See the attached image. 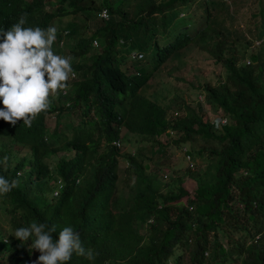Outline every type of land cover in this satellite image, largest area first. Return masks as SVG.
<instances>
[{
    "label": "trees",
    "instance_id": "trees-1",
    "mask_svg": "<svg viewBox=\"0 0 264 264\" xmlns=\"http://www.w3.org/2000/svg\"><path fill=\"white\" fill-rule=\"evenodd\" d=\"M250 1L254 0H133L131 12L142 13L145 20L100 23L94 33L102 30L107 32L103 37H111L109 44L98 37L105 43L99 53L90 47L95 35L86 37L80 29L74 33L73 24L71 35L69 23L54 17L60 14L55 6L45 8L44 0H28L27 11L24 3L26 23L31 24L25 27L45 28L58 20L55 43L61 41L66 48H56L60 55L71 57L79 73L69 80L65 99L71 112L50 96V108L36 118L39 128L26 140L35 165L20 179L15 178L16 163L12 166L10 160L16 153L13 144L28 135V127L23 122L9 127V122L1 125L0 120V136L5 138L0 140V164L3 157L7 161L6 167L0 166V175L19 181L12 192L0 196V212L7 214L10 226L15 230L36 221L55 225L57 234L65 226L73 227L83 245L98 255L89 261L73 254L67 264H264V0L250 13L251 25L242 28L233 23ZM71 4L76 7L75 0ZM109 6L126 14L121 2ZM188 6L189 11L179 15ZM136 28L141 33L135 34ZM62 29L68 32L62 35ZM118 35L129 42L124 47L130 50H143L148 40L152 42L151 54L131 84L108 75L118 71L120 58L114 56L112 45ZM255 40L258 43L253 44ZM189 43L206 50L221 70L215 83L202 74L187 81L188 88L203 94L209 113L199 100L185 99V90L179 88H172L170 107L156 101L167 88L164 69L178 66L170 64L171 57ZM150 79L160 89L147 91L145 82ZM59 115L64 117L61 131L71 134L60 145L54 141L61 126ZM216 116L224 120L214 125L211 118ZM120 124L126 134L119 138L133 145L125 154H135L122 177L102 166L103 171H95L103 176L99 190L92 192L90 180L83 178L86 194L66 186L58 196L51 195L46 179L51 169L43 157L54 153L55 169L71 170L65 151H85L83 143L88 140L116 136ZM169 128L177 130L169 139L187 156L189 165L183 169L169 165L172 149L163 137ZM45 130L48 136L43 135ZM196 156L202 161H193ZM24 162L28 153L17 166ZM163 167L167 180L155 173L162 176ZM186 181L193 187L186 189ZM116 182L126 195H115ZM130 196L137 211L121 217L116 206L125 209ZM2 236L0 231V264H21L27 262L25 251L28 256L38 252L30 250L31 240L21 243L10 232L7 241Z\"/></svg>",
    "mask_w": 264,
    "mask_h": 264
},
{
    "label": "clouds",
    "instance_id": "clouds-1",
    "mask_svg": "<svg viewBox=\"0 0 264 264\" xmlns=\"http://www.w3.org/2000/svg\"><path fill=\"white\" fill-rule=\"evenodd\" d=\"M6 1L8 0H0V120L1 125H3L4 121H7L10 123L9 127H13L23 122V124L28 127V135H25V137L20 136V139L16 141L26 146L28 151L26 140L38 130L39 123L36 118L50 108V96H52L51 99L53 101L63 104L66 106L65 108L69 109L71 112V106L66 105L65 99H68L67 94L70 90L69 80L78 78L77 73H79V71L76 68L73 69L71 57L60 55L62 51L56 48L58 45L60 49L62 47L66 48L61 41H58L57 45L55 43L57 40L58 30L56 25L58 20L52 25L45 26V28H41V25L36 27H25L27 14L24 13V11L25 4L28 11V0H23L24 2L18 0ZM72 1L74 0H44V7L53 8V6H55L54 9H57L60 14L54 17H58L62 22L67 21L69 23L71 35L76 33L79 29L86 37H89V34L95 35V37L90 40L92 52L99 53L102 46L105 44L99 41L98 37L108 44L111 37L110 34L103 37L107 32L102 30H100L101 33H94L98 26H102L98 24V22L128 24L138 19H144L141 14H138V17L128 22L116 20L114 17V13L119 14L121 17L130 13L131 11L129 8L133 7V0H127V3H125V0H75L76 7L71 4ZM118 2L122 3L126 14H122L119 9L113 11L110 9L109 3H111V6H115ZM46 3H48L47 6ZM132 15H135V13H132ZM90 16L99 21H97L94 28L89 31L87 29L86 20ZM72 24L74 25V33L71 27ZM67 32V29L61 30L62 35ZM148 41L145 47L149 46L148 48L151 49L152 42L151 40ZM128 43V41L125 42V40L118 35L112 44L115 45L114 56L120 58V62L119 64L116 63L118 68L117 73L108 75L122 84H131L133 77L140 74L142 70L140 67L143 66L145 61L143 59L145 56L144 51L138 48L131 50L125 48L124 46H128ZM96 46H99L98 50L92 49V47ZM123 49H127L126 52H123ZM122 54L125 56L121 58ZM114 62L116 61L114 60ZM95 65L96 64L91 65L89 71H92ZM148 70L151 71L152 68H148ZM145 83L148 84V82ZM153 89L160 88L153 87L152 90ZM60 92L62 93L60 94ZM162 95V90L156 95V101L158 103H160L158 97ZM171 98H169L168 103H166L169 107L171 106ZM58 113H60L59 109L57 111V114ZM173 113L175 114V111ZM58 118L61 126L54 141H57V144L60 145L65 141L66 137H70L71 134L61 131V119L64 117L59 115ZM214 118H216V120L211 118L214 125L224 120L223 118H219V116ZM82 119L83 122L87 120L86 117ZM82 124L81 120V125ZM112 124L114 123L112 122ZM167 131L168 134L163 135V137L168 140L171 149L176 148L169 137L171 139L174 138L177 135V130L169 128ZM125 134V126L120 124L116 136L110 134V137H106L103 134L102 139L95 141L88 140L83 143L86 145L85 151L76 148L65 151L64 153L67 160L71 159L72 161L71 170L57 171L55 169L56 159L54 158V153L43 157V159H45L44 161L47 162L48 167L51 169L49 170L50 175H45L49 184L50 194L58 196L65 190L66 186H71L73 190H79L77 192L83 191L84 194H86L83 178L90 180L92 192H94V190H99V184H101L103 176L97 174L95 171H103L102 166L106 165L112 168L117 178L122 177L123 173L131 166L130 156L135 155L125 154L133 149L131 143L123 142L122 136L119 138L120 135ZM131 134L133 135V133ZM43 135L48 136V130H45ZM4 139L5 138H0V140ZM116 147H118L119 150H117ZM67 152L71 153L68 154ZM27 153L28 162H24L21 167L17 166L19 159ZM27 153L18 157L15 156L16 158L11 164L13 166L16 163L13 169L14 176H16L15 178L17 179L21 178V175L26 169H30L35 165L34 157L29 158V151ZM144 155L145 154H142V157ZM25 163H28V165L24 166ZM162 169L165 172L162 176L152 169H147L146 171L152 170L159 178L161 177L163 180H167V168L163 167ZM84 171L92 172L83 174ZM17 179L9 180L0 175V196H5L12 192L13 189L17 188L19 186V181ZM126 194L127 190L122 188L119 182H116L115 195L121 196ZM116 207L121 217H130L137 211L136 202L131 196L125 209H122L120 205ZM5 216L7 217V214H5ZM5 219L7 221V218ZM0 231L3 232L2 241H7V232H10L11 235L15 236L21 243L31 240V244L29 245L30 250L34 249L40 253L35 264H67V262L71 260L73 254L85 257L89 261H94L98 255L94 249L86 248L83 245L79 232L74 230L71 226L63 227L57 234L55 225L48 226L45 223H37L36 221H32L28 226L18 227L15 230L10 226V223L9 230H5L0 223ZM54 233L57 235L56 238H54ZM38 252L35 255L28 256V252L25 251L24 255L27 257V262L21 264H33L32 258L36 257Z\"/></svg>",
    "mask_w": 264,
    "mask_h": 264
},
{
    "label": "rangeland",
    "instance_id": "rangeland-1",
    "mask_svg": "<svg viewBox=\"0 0 264 264\" xmlns=\"http://www.w3.org/2000/svg\"><path fill=\"white\" fill-rule=\"evenodd\" d=\"M127 2L128 1L125 0V3H127ZM257 2H259V0L258 1L254 0V1H252V3L250 1V3L244 5L241 8V10H242L241 14L238 15V17L233 20V23H240V26H242V28H246L247 26L251 25L250 13L256 8ZM47 4L48 3H46V6H47ZM129 10L131 11V7L129 8ZM188 11H189V6L187 8H183L181 10V12L179 13V15L186 14ZM114 17L116 18V20H122L123 22H128V21L133 20L136 17H138V14L132 15V13L130 12V13L126 14L125 16L121 17L119 14L114 13ZM97 21H99V20H96L90 16L86 20L87 29L89 31L92 30ZM98 24H100V23L98 22ZM25 25H28V23H26ZM141 31H142L141 28H136L134 30L135 34H136V32L141 33ZM256 43H258L257 40H255L253 44H256ZM148 47L143 48V51L145 53V56L143 58L144 60H148L149 55L151 54V49ZM92 49L98 50L99 46L92 47ZM170 64H175L178 66L174 69H171V70L170 69H167V70L164 69L165 70V77L167 79V88L163 90V95L158 97V101L162 105L163 104L165 105L166 103H168V99L174 95V91L172 90V88H174V89L179 88L181 91L185 90V91H183L185 99H187V96H188L189 99L194 98L193 100H196V99L199 100L201 102V107L203 108V110L206 113H209L208 109H207V102L204 101L203 94L198 93L197 91H195L191 87L188 88L187 81H195L196 76L202 74V75H204V77H208V78L212 79V81H211L212 83H215L217 75L221 74V70L219 68V65L217 63L212 62V59L208 56V54L206 53V50H203V49L199 50L192 43H189L188 45L184 46L183 48H181L177 52L176 55H173L171 57ZM175 76L177 78H175ZM152 82H153V79H150L148 82V85L146 87L147 91L152 90V88H153ZM188 92H189V95H188ZM198 104L199 103H196L195 105H198ZM212 119L216 120V118H214V117H212ZM0 138L3 139V137H0ZM13 146H15L14 149H16V153H15L14 157L10 160L11 164L13 163V161L16 157H18L24 153H27V147L26 146L21 145L18 142L14 143ZM67 153L69 154L71 152H67ZM171 159H172V161H171V163H169V165L173 169H183L184 165L188 164L186 161V156L183 154V151L181 149H178V148L172 149ZM193 161L201 162L202 160L198 156H196ZM0 165L2 168L6 167L7 161H6L5 157H3ZM27 165H28V163L24 164V166H27ZM183 178H186V175H184ZM184 184H185L186 189L192 188L194 185L193 182H191V181H186ZM5 218H6L5 213L0 212V223H1L2 227L5 230H9V222H7ZM39 255H40V253H38L36 255V257L32 258L33 264H35L37 257Z\"/></svg>",
    "mask_w": 264,
    "mask_h": 264
}]
</instances>
